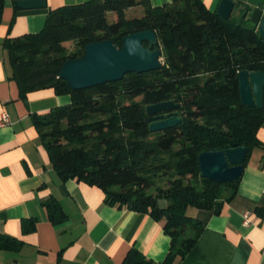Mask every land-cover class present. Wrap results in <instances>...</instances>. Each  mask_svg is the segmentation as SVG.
<instances>
[{
    "label": "trees",
    "instance_id": "1",
    "mask_svg": "<svg viewBox=\"0 0 264 264\" xmlns=\"http://www.w3.org/2000/svg\"><path fill=\"white\" fill-rule=\"evenodd\" d=\"M135 7L144 15L127 19L125 11ZM110 13L117 15L115 22L109 23ZM239 16L222 19L202 0H173L158 8L150 0H92L51 11L40 33L4 43L20 99L49 88L71 96V104L33 117L58 178L96 186L111 206L164 221L172 238L165 264H186L201 236L203 224L188 209L219 214L239 189L240 180L203 179L198 156L243 146L249 150L246 166L263 147L258 130L264 108L242 105L238 76L264 73V40L248 20L238 26ZM148 30L158 42L144 46L163 50L160 70L75 91L59 77L64 63L83 57L87 45L112 41L120 49L125 36ZM68 42H74L73 52ZM165 101L181 104L182 123L152 134L146 107ZM45 206L52 223L68 218L56 199ZM34 227L35 221L24 224L27 232ZM23 245L0 236L2 251L18 252ZM121 264L152 263L132 248Z\"/></svg>",
    "mask_w": 264,
    "mask_h": 264
},
{
    "label": "crops",
    "instance_id": "2",
    "mask_svg": "<svg viewBox=\"0 0 264 264\" xmlns=\"http://www.w3.org/2000/svg\"><path fill=\"white\" fill-rule=\"evenodd\" d=\"M18 1H4L0 24V119L6 114L11 120L0 128V236L24 245L18 252L0 250V264H121L132 248L152 264H165L172 238L164 221L111 206L96 186L58 178L33 117L71 104V96H58L49 88L22 100L12 79L6 39L40 33L51 11L92 0H45L46 8L33 10L20 9ZM172 1L150 3L158 8ZM202 1L216 12L221 0ZM241 12L236 9L233 15ZM258 139L263 147L255 149L245 166L236 197L219 214L194 208L190 217L203 224V231L184 258L186 264H264V125ZM52 199L68 216L62 223L54 224L48 216L45 203ZM246 213L250 225L244 224ZM30 221L35 227L27 232L24 224Z\"/></svg>",
    "mask_w": 264,
    "mask_h": 264
},
{
    "label": "water",
    "instance_id": "3",
    "mask_svg": "<svg viewBox=\"0 0 264 264\" xmlns=\"http://www.w3.org/2000/svg\"><path fill=\"white\" fill-rule=\"evenodd\" d=\"M18 7L23 10L44 9L45 0H20ZM216 13L229 20L236 9L242 12L238 26L248 20L264 40V0H221ZM158 36L148 30L123 38L122 48L112 41H100L87 45L85 55L68 60L61 69L60 76L71 89L86 90L106 83L123 80L130 73H150L160 70L164 65L163 50H152L144 43L156 44ZM239 94L243 106L264 108V73L241 71L238 76ZM180 103L165 101L146 107L149 116L150 132H164L181 124ZM248 148L234 147L225 150L204 151L198 156L203 179L213 182L231 183L241 179ZM169 219V217H168Z\"/></svg>",
    "mask_w": 264,
    "mask_h": 264
},
{
    "label": "rangeland",
    "instance_id": "4",
    "mask_svg": "<svg viewBox=\"0 0 264 264\" xmlns=\"http://www.w3.org/2000/svg\"><path fill=\"white\" fill-rule=\"evenodd\" d=\"M144 15V10L141 8V7H135V8H132V9H127L125 11V14L124 16L127 18V19H135V18H140ZM118 19L117 15H115L114 13H110L108 15V21L109 23L111 22H115L116 20ZM74 42H68V43H65L64 45L66 46V48L68 49V51L70 52H73V49H74ZM163 60V58H162ZM164 62V60H163ZM142 98L138 97L137 99V102H139ZM188 215L189 216H193L195 210L194 209H188Z\"/></svg>",
    "mask_w": 264,
    "mask_h": 264
},
{
    "label": "built area",
    "instance_id": "5",
    "mask_svg": "<svg viewBox=\"0 0 264 264\" xmlns=\"http://www.w3.org/2000/svg\"><path fill=\"white\" fill-rule=\"evenodd\" d=\"M1 117L2 118L0 119V128L11 125V120L10 117H8V115L3 114ZM244 221H245L244 224L250 225V221L248 220V213L244 215Z\"/></svg>",
    "mask_w": 264,
    "mask_h": 264
},
{
    "label": "flooded vegetation",
    "instance_id": "6",
    "mask_svg": "<svg viewBox=\"0 0 264 264\" xmlns=\"http://www.w3.org/2000/svg\"><path fill=\"white\" fill-rule=\"evenodd\" d=\"M179 113H180V111H179Z\"/></svg>",
    "mask_w": 264,
    "mask_h": 264
}]
</instances>
